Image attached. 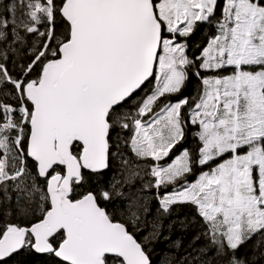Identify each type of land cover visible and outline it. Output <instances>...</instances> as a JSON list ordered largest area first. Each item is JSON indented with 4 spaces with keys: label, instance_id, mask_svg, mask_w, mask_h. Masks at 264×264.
I'll use <instances>...</instances> for the list:
<instances>
[{
    "label": "snow or ice",
    "instance_id": "snow-or-ice-1",
    "mask_svg": "<svg viewBox=\"0 0 264 264\" xmlns=\"http://www.w3.org/2000/svg\"><path fill=\"white\" fill-rule=\"evenodd\" d=\"M0 7V264L24 250L50 264H152L146 244L178 204L204 226L202 254L247 264L239 248L264 237V0H223L219 16L218 0ZM200 24L215 33L190 56ZM193 79L191 100L173 102ZM189 124L195 152L161 165Z\"/></svg>",
    "mask_w": 264,
    "mask_h": 264
},
{
    "label": "trees",
    "instance_id": "trees-1",
    "mask_svg": "<svg viewBox=\"0 0 264 264\" xmlns=\"http://www.w3.org/2000/svg\"><path fill=\"white\" fill-rule=\"evenodd\" d=\"M3 3H8V0H3ZM223 0H218V10L216 15L219 14ZM0 11L3 8L0 7ZM219 16V15H218ZM215 28L213 25L200 24L199 27L187 38V52L190 56L198 54L199 51L206 46L207 40L213 36ZM150 87V86H149ZM198 90L197 82L193 79L183 90V92L177 97H172V101L175 102L179 98L188 97L190 100L196 94ZM147 91V89H145ZM187 109H185V112ZM190 124L186 126V136L181 144L170 153L169 157L160 162L161 165H167L171 160L180 153L181 149L187 148L193 153L196 149V141L193 139L195 132ZM119 161L113 159L111 161V167L104 173L103 182L106 184L109 177L113 173L117 172ZM199 169H195L192 175H189L187 179L190 182H194L199 174ZM91 185H85L89 187ZM166 191H171V188L159 190V194L163 195ZM156 190L151 189L145 194V199L148 202L149 212L147 220L149 227L142 231L135 232L136 238L143 242V236L151 230V221L157 216L158 201L155 199ZM110 212H115L117 218L120 217L119 208L121 202L116 201L114 205H107ZM130 231H134L130 228ZM204 226L200 222L199 217L196 216L190 205H174L171 213L162 219V228L159 238L146 244L149 251L152 264H176L181 258H190L192 256L197 258V261H212L214 264H221V261L215 256L214 249L210 247L202 254L201 249L208 245L207 239L203 235ZM199 237V239H197ZM237 256L246 260L247 264H264V237L259 235L248 240L242 245ZM50 257L37 256L28 250L21 251L19 254L11 257L7 264H50Z\"/></svg>",
    "mask_w": 264,
    "mask_h": 264
},
{
    "label": "water",
    "instance_id": "water-1",
    "mask_svg": "<svg viewBox=\"0 0 264 264\" xmlns=\"http://www.w3.org/2000/svg\"><path fill=\"white\" fill-rule=\"evenodd\" d=\"M33 254L37 255V256H46V255H41V254H36L34 252H32ZM19 254V253H18ZM17 255V254H16ZM15 256V255H14Z\"/></svg>",
    "mask_w": 264,
    "mask_h": 264
},
{
    "label": "rangeland",
    "instance_id": "rangeland-1",
    "mask_svg": "<svg viewBox=\"0 0 264 264\" xmlns=\"http://www.w3.org/2000/svg\"><path fill=\"white\" fill-rule=\"evenodd\" d=\"M222 5H223V3H222ZM221 8H222V6H221ZM219 11H220V10H219ZM218 15H220V12H219V14H218ZM218 15H217V16H218ZM160 162H161V161H160ZM187 180L190 182V180H189V179H187Z\"/></svg>",
    "mask_w": 264,
    "mask_h": 264
},
{
    "label": "flooded vegetation",
    "instance_id": "flooded-vegetation-1",
    "mask_svg": "<svg viewBox=\"0 0 264 264\" xmlns=\"http://www.w3.org/2000/svg\"><path fill=\"white\" fill-rule=\"evenodd\" d=\"M166 158H167V157H166ZM166 158H164V159H166ZM164 159H163V160H164Z\"/></svg>",
    "mask_w": 264,
    "mask_h": 264
}]
</instances>
